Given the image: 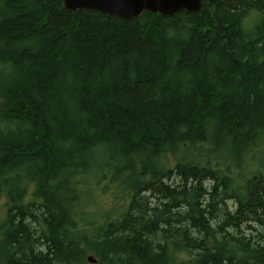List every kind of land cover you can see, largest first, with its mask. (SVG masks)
Wrapping results in <instances>:
<instances>
[{
    "label": "trees",
    "instance_id": "1",
    "mask_svg": "<svg viewBox=\"0 0 264 264\" xmlns=\"http://www.w3.org/2000/svg\"><path fill=\"white\" fill-rule=\"evenodd\" d=\"M62 1L0 0V264H264V0Z\"/></svg>",
    "mask_w": 264,
    "mask_h": 264
},
{
    "label": "water",
    "instance_id": "2",
    "mask_svg": "<svg viewBox=\"0 0 264 264\" xmlns=\"http://www.w3.org/2000/svg\"><path fill=\"white\" fill-rule=\"evenodd\" d=\"M210 0H63L66 10L75 13L79 10L98 12L100 14L132 20L143 12L171 16L179 11L198 12L202 3ZM89 264H96L92 257Z\"/></svg>",
    "mask_w": 264,
    "mask_h": 264
},
{
    "label": "rangeland",
    "instance_id": "3",
    "mask_svg": "<svg viewBox=\"0 0 264 264\" xmlns=\"http://www.w3.org/2000/svg\"><path fill=\"white\" fill-rule=\"evenodd\" d=\"M255 17L257 18V20H255ZM259 20L258 14L256 12H252V14L250 15V17H248L247 19H245L243 21V29L244 30H249L253 27V25H255L257 23V21ZM259 148L256 150L259 151H263L264 152V144H259ZM258 156V155H257ZM257 156H255V159H247L246 163L248 166V170H250L249 172H252L253 170H257L259 168V164L262 163L261 159L258 160L256 159ZM232 156H230L231 158ZM221 163H219L220 165ZM236 168H232V176L233 179H235V183L238 182L237 180V176L239 174V171L235 170ZM263 172H264V166L262 168ZM87 184L90 185L89 190H90V199L88 202V205H85L84 209L82 210V212L84 213V216H86L87 214L90 215L92 212L94 213L95 211H99L101 214L103 215V218H109L110 219H114L116 218V216L118 217V214L122 208V203L121 201L116 202L114 200V196L113 194L110 192V186H108V184L106 182H100L99 184H97V182H95L94 178L89 177L86 179ZM104 188V190H103ZM30 192L32 190H29ZM229 206H231V203H228ZM104 212H106L107 214H103ZM98 214H94L93 219L97 220L96 218H98ZM246 236H249V233L246 232L245 234ZM88 257H92L93 256H88ZM87 257V258H88ZM185 256H181V260H184ZM97 263V262H96Z\"/></svg>",
    "mask_w": 264,
    "mask_h": 264
}]
</instances>
